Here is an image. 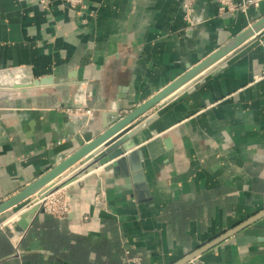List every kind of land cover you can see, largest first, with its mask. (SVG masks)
Returning a JSON list of instances; mask_svg holds the SVG:
<instances>
[{"label":"crops","instance_id":"obj_1","mask_svg":"<svg viewBox=\"0 0 264 264\" xmlns=\"http://www.w3.org/2000/svg\"><path fill=\"white\" fill-rule=\"evenodd\" d=\"M183 1L0 0V80L50 79L0 87V204L264 18V1L220 15L197 0L189 24ZM198 76L137 119L156 115L134 148L45 187L67 189L66 217L39 209L19 234L33 196L1 212L0 264H126V250L176 264L264 211V25ZM134 149L151 195L140 202L104 170ZM187 264H264V216Z\"/></svg>","mask_w":264,"mask_h":264},{"label":"water","instance_id":"obj_2","mask_svg":"<svg viewBox=\"0 0 264 264\" xmlns=\"http://www.w3.org/2000/svg\"><path fill=\"white\" fill-rule=\"evenodd\" d=\"M264 25V18L261 19L258 23H256L253 27L243 31L238 36H236L230 43L215 51L211 55H209L206 59L201 61L196 67H189V71L178 78L176 81L165 87L162 91H160L157 95L140 105L130 114L124 117H118L113 120L111 123L105 126V130L100 133L97 137L89 141V143L82 146L75 153L64 159L61 163L55 166L53 169L48 171L46 174L41 176L39 179L34 181L24 190H22L17 195L8 199L7 201L0 204V213L4 210L21 203L29 197L34 196L37 192L41 191L45 188L49 183H51L57 176L65 172L67 169L72 167L77 162H81V164L75 169L68 179L63 183L64 185L72 182L73 180L81 177L85 173L96 169L98 166L105 164L106 162L112 160L113 158L122 155L125 151L130 150L136 146L138 143V138L136 135L147 127L149 124L154 121L156 115H152L145 120H137L140 116H142L146 111L151 109L153 106L158 104L163 98L167 95L171 94L175 90H177L180 86L185 84L190 80H199L201 77H195L202 70L212 66L216 62H220L231 51L238 48L241 44H243L246 40H248L253 34L254 31L259 29ZM10 74V73H9ZM194 78V79H192ZM50 79H37L32 82H28L26 84L17 81H2L0 80V87L6 88H25L31 87L34 85H40L43 83H47ZM167 102L163 103L166 104ZM137 120V121H135ZM135 122V123H132ZM129 126V127H126ZM126 128V129H123ZM123 131L115 136L120 130ZM115 136V137H114ZM105 142V143H104ZM100 144H103L100 146ZM100 146V147H98ZM98 148L92 155L86 157L87 154L93 149ZM143 154L141 149H134L128 155H125L116 160V163H112L106 165L104 167L105 171L118 169L120 177L124 180L126 188L132 189L134 188V193L131 196L132 202H135V198L138 202L150 198V190L148 184L146 182L143 164H142ZM39 207L34 205L29 209L23 211L19 219L13 222L14 230L23 234L24 231L29 227L36 213L38 212ZM264 216V211L258 213L254 217L248 219L247 221L237 225L233 229L229 231H225L222 235L215 238L214 240L208 242L206 245L200 247L199 249L193 251L188 254L186 257L181 259L176 264H187L190 260L199 256L203 252L213 248L219 243L223 242L227 238L232 235L238 233L243 230L250 224L259 220Z\"/></svg>","mask_w":264,"mask_h":264},{"label":"built area","instance_id":"obj_3","mask_svg":"<svg viewBox=\"0 0 264 264\" xmlns=\"http://www.w3.org/2000/svg\"><path fill=\"white\" fill-rule=\"evenodd\" d=\"M82 0H69L75 6ZM218 12L223 15L234 10L246 11L249 7H259L264 0H217ZM197 0H184L183 10L186 21L194 24L193 15L196 9ZM75 114L87 113L91 114V110H85L82 106L70 108ZM37 205L40 210L52 214L56 217H66L72 211V202L70 201L65 187L49 186L37 192L31 201V207ZM18 218V216H17ZM140 256H132L129 250H126V264H139Z\"/></svg>","mask_w":264,"mask_h":264}]
</instances>
